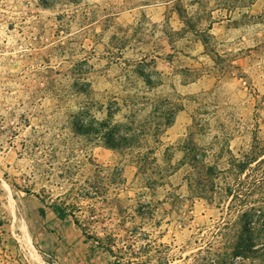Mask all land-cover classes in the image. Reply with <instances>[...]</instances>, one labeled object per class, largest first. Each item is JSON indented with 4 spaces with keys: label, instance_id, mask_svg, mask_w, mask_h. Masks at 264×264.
Returning a JSON list of instances; mask_svg holds the SVG:
<instances>
[{
    "label": "rangeland",
    "instance_id": "1",
    "mask_svg": "<svg viewBox=\"0 0 264 264\" xmlns=\"http://www.w3.org/2000/svg\"><path fill=\"white\" fill-rule=\"evenodd\" d=\"M183 1L198 31L173 0H0V264H264L182 164L264 144V0ZM111 108L136 146L81 133Z\"/></svg>",
    "mask_w": 264,
    "mask_h": 264
},
{
    "label": "trees",
    "instance_id": "2",
    "mask_svg": "<svg viewBox=\"0 0 264 264\" xmlns=\"http://www.w3.org/2000/svg\"><path fill=\"white\" fill-rule=\"evenodd\" d=\"M74 1V0H73ZM175 10L182 18L186 30L198 31L197 22L202 16L190 13L183 0H173ZM254 0H221L222 7L233 11L253 3ZM116 111L109 109L103 119L92 117L91 120H81L80 130L83 134L93 135L101 139L113 149H128L136 146V133L123 130L124 123L115 121ZM175 111H172L167 126L172 124ZM150 154L139 153L137 163L142 169L148 163ZM157 160L154 155L152 157ZM186 182L198 195H207L211 201L219 206H226L227 213L232 218L236 236L231 239V247H264V144L257 138L249 151L240 155L232 153L226 160V165L218 167L206 161L195 151L187 155ZM172 174L177 167L169 165ZM164 177V174L162 175ZM54 211L61 219L68 217L65 208L54 205ZM44 215V210H40ZM248 251L241 248L235 251L236 255L246 254Z\"/></svg>",
    "mask_w": 264,
    "mask_h": 264
},
{
    "label": "crops",
    "instance_id": "3",
    "mask_svg": "<svg viewBox=\"0 0 264 264\" xmlns=\"http://www.w3.org/2000/svg\"><path fill=\"white\" fill-rule=\"evenodd\" d=\"M4 236V233L1 231L0 232V239H2L3 240V237ZM36 248V247H35ZM8 252H12V251H9V247H2L1 245H0V263H1V261H8L7 259H5V255H8Z\"/></svg>",
    "mask_w": 264,
    "mask_h": 264
},
{
    "label": "bare ground",
    "instance_id": "4",
    "mask_svg": "<svg viewBox=\"0 0 264 264\" xmlns=\"http://www.w3.org/2000/svg\"><path fill=\"white\" fill-rule=\"evenodd\" d=\"M27 235H28V234H27ZM28 238H29V236H28ZM28 238H27V239H28Z\"/></svg>",
    "mask_w": 264,
    "mask_h": 264
}]
</instances>
